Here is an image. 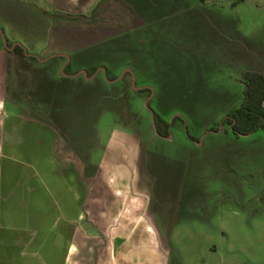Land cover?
Listing matches in <instances>:
<instances>
[{"label":"rangeland","instance_id":"1","mask_svg":"<svg viewBox=\"0 0 264 264\" xmlns=\"http://www.w3.org/2000/svg\"><path fill=\"white\" fill-rule=\"evenodd\" d=\"M187 1L182 9L177 0H136L142 19L130 31L69 54L68 62L36 59L42 88L31 91L30 103L49 112L57 103L56 128L67 127L73 144L86 130L96 161L112 132H135V141L111 139L120 145L109 148V168L132 163L142 137L158 192L181 218L169 264H264V131L237 135L222 123L240 102L248 46L264 47V0ZM97 63L115 77L127 67L133 73L113 80L103 70L63 72ZM134 79L154 88L151 107L172 123L171 137L157 133L149 94Z\"/></svg>","mask_w":264,"mask_h":264},{"label":"crops","instance_id":"2","mask_svg":"<svg viewBox=\"0 0 264 264\" xmlns=\"http://www.w3.org/2000/svg\"><path fill=\"white\" fill-rule=\"evenodd\" d=\"M177 1L182 9L189 4ZM140 13L136 0H0V28L10 41L51 58L130 31ZM0 37V264H169L181 218L158 192L142 137L122 169L118 162L106 167L109 148L120 145L114 137L134 138L130 130L112 132L94 160L86 130L73 144L56 116L30 103L41 83L24 65L39 69V58L6 48ZM248 49L253 57L243 73L264 75V47Z\"/></svg>","mask_w":264,"mask_h":264},{"label":"trees","instance_id":"3","mask_svg":"<svg viewBox=\"0 0 264 264\" xmlns=\"http://www.w3.org/2000/svg\"><path fill=\"white\" fill-rule=\"evenodd\" d=\"M20 49L22 50V47ZM108 77L112 78L115 75L108 73ZM243 81L244 87L239 104L222 119V123H227L237 135L247 134L257 129L264 131V75L257 69H247L243 74ZM140 90L150 92L149 87ZM149 103L151 104V100ZM155 112L159 132L168 133V118L156 110ZM213 128L219 129V127Z\"/></svg>","mask_w":264,"mask_h":264},{"label":"water","instance_id":"4","mask_svg":"<svg viewBox=\"0 0 264 264\" xmlns=\"http://www.w3.org/2000/svg\"><path fill=\"white\" fill-rule=\"evenodd\" d=\"M67 16L74 17V16H77V15L67 14ZM0 34H1L2 38H3V41H4V44H5L6 48L13 49V47L15 46L16 43H20V42H14V43H12V44H9L8 39H7V36H6V34H5V32L3 31L2 28H0ZM64 54L67 56V62H68V61L70 60V56H69V54H67V53H64ZM35 55H37V54H35ZM37 57H38L39 59H41V60H47L50 56H47V57H44V58H43V57H40L39 55H37ZM67 62H66V63H67ZM64 67H65V65L63 66V72H64V74H66V75L68 74V75L75 76V75H78V74H80V73L82 72V73H85L87 77H94L95 74L97 73V71H99V69H101V68H102V70L104 71V74L107 75V70H106V67H105V66H101V67H99V69H97V71H96L94 74H92V75H88L87 69H85V68H82V69L78 70V71L75 72V73H70V74H69L68 72L64 71ZM126 71H131V72L133 73L132 69L129 68V67H127V68H125V70L122 72L121 75H119V76L113 78V80H116V79L120 78V77H121ZM133 75H134V74H133ZM133 86H134L136 89H140V87H142L143 85H142V86H136V84H135V79H134V80H133ZM150 87H151L152 91H151V93L148 95V97L145 99V102H146V105H147V106L149 107V109H150V112H151V115H152V119H153V122H154V126H155V128H156L157 133L159 134V130H158V127H157V122H156V113H155V110L153 109V107H151V104L149 103L150 99H151L152 96L154 95V88H153L152 86H150ZM170 136H171V134L169 135V137H170Z\"/></svg>","mask_w":264,"mask_h":264},{"label":"flooded vegetation","instance_id":"5","mask_svg":"<svg viewBox=\"0 0 264 264\" xmlns=\"http://www.w3.org/2000/svg\"><path fill=\"white\" fill-rule=\"evenodd\" d=\"M4 31V30H3ZM1 35V34H0ZM8 39V38H7ZM8 42H9V44H12V43H14V42H20V41H10L9 39H8ZM22 47V50L20 49ZM14 48V50L17 52H20V54H25V55H28V56H30V57H36L37 58V53H35V52H31L29 49H27L26 47H25V45L24 44H22L21 42L20 43H16L15 44V46L13 47ZM35 54H37V55H35ZM51 54H49V55H47V56H50ZM61 55H63L65 58H67V56L65 55V54H61ZM47 56H44V57H47ZM43 57V58H44ZM50 58V57H49ZM48 58V59H49ZM46 61V60H45ZM67 64V63H66ZM27 65V64H26ZM24 65V67L25 68H28V73H30V79H32V80H35V74H34V72H35V67H32V65ZM99 66L98 65H96V66H93V69L92 70H87V72H88V75H92V74H94L96 71H97V69H99L98 68ZM37 69V68H36ZM65 70V69H64ZM100 70H102V68L101 69H99V71ZM107 70V69H106ZM25 71H27V70H25ZM99 71H97V72H99ZM72 73H75V72H77V71H75V72H73V71H71ZM127 72V71H126ZM37 73V72H36ZM69 74H70V72H68ZM68 75V74H67ZM107 76H108V71H107ZM34 77V78H33ZM41 82V81H40ZM142 86V85H141ZM151 85H143L142 87H140V89L141 88H144V87H149L150 88V92H147V94H150L151 93V91H152V89H151V87H150ZM40 88V87H39ZM42 88V87H41ZM42 90V89H41ZM154 96V95H153ZM152 96V97H153ZM151 101H152V98L150 99ZM57 103H54L51 107L52 108H50V112H49V110H47L46 112H47V114H50V115H54V116H56L57 117V115L55 114V108L56 107H58L57 105H56ZM155 110V109H154ZM156 113V112H155ZM159 113V112H158ZM52 115V116H53ZM157 119V118H156ZM169 120V119H168ZM172 121H173V119H172ZM157 122V121H156ZM171 125H172V123L169 121V132L168 133H160L159 132V134L160 135H162L163 137H169V135L171 134ZM158 127V126H157ZM65 129H67L68 130V128L66 127V128H64V130ZM64 130L62 131V132H64ZM64 133H66V132H64Z\"/></svg>","mask_w":264,"mask_h":264}]
</instances>
